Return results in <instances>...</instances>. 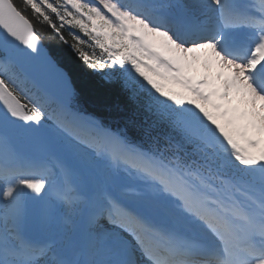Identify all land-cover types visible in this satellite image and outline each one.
Listing matches in <instances>:
<instances>
[{
	"label": "rangeland",
	"instance_id": "1",
	"mask_svg": "<svg viewBox=\"0 0 264 264\" xmlns=\"http://www.w3.org/2000/svg\"><path fill=\"white\" fill-rule=\"evenodd\" d=\"M23 1L26 2L36 13H41L43 11L52 12L53 15L57 19H61L62 22L71 20L69 14H63L61 11L63 7H60L58 3L53 0ZM92 1L95 3L91 4L88 0H62L61 2V4H64L65 8L69 7L67 9L71 10V12H75L76 15L82 19L80 26L86 28L87 34L92 41H90L89 38L88 40L92 45H98L100 42H103L101 46L102 54L110 60V62L115 61L118 64H124L127 68L141 70V66L143 65L151 69L152 66L144 59V54H147L150 57L158 58L164 65H166V63L171 64V72L177 79L185 82V80H187L186 78H190V82H185L186 90L184 93L189 95L194 105L202 108L206 113H208L211 121H214V124L220 126L227 136L230 137L229 140H224L209 131L207 133L208 143L211 145H218L223 148V150L224 148L225 150H231L235 154H238L247 164H250L264 172V103H258L256 99L260 98L254 95L250 88L246 85L244 75L242 73L244 67H242L241 64H239V66H241L239 69H230L231 67L229 65L232 64L231 66H233L234 63L225 60V58H220L219 55L213 51H209L199 45H195L196 47L190 48V46L185 47L173 43L168 35V31L160 33L158 32L159 30L155 29L156 26L154 28V26H152L149 22L140 19H138V22L132 19L133 17L129 15L130 11L118 6L114 0ZM71 5H74L77 9L73 8ZM116 15H118L119 18H117ZM125 18L131 23H124L126 20ZM152 23L155 24L153 21ZM71 32L75 33L73 30H71ZM112 33L120 34V38L116 40V42H119L120 45L123 41H127L131 45L129 49L126 50V53L122 56V58L118 57L114 47L108 43V39L111 37ZM83 37H85V35H83ZM168 45H172L175 48L174 51L169 50L170 53L167 52L166 46ZM165 51L169 54V58L172 60L167 59ZM210 60L214 61L217 69H221L220 71H224V67L228 66L227 70L230 69L228 75L232 77V74H234L233 77L235 83L230 82L232 78L229 79L230 77L226 75L225 72H219L217 69L214 70L209 63ZM227 62L229 64H227ZM140 72L144 79L143 86L145 88H154L160 85V81L158 79L151 78L144 70H141ZM153 72L155 74H159L155 70ZM129 77L130 76L128 74L127 78ZM231 84L234 85L232 86ZM199 92H206L208 97L202 98ZM41 99L43 102H49L45 100V97H43L42 94ZM18 107L22 108L23 111H20ZM0 108L9 112L10 116L13 112L15 113L13 119L16 120V124H8L2 130L4 131V134L8 135L11 139L10 149H13L12 145H15L17 152L14 151L16 152L14 154H17L19 157L21 155H26L27 147L37 144L36 135L30 131L29 133H26L28 130L27 121L25 120L27 114L26 111L23 106L12 98V96H10L1 85ZM58 112L59 113L55 118L48 117L45 120H39L45 128V132L48 135H51L52 138L55 139L59 145L64 147L67 152L62 153V155L65 154L66 157H63L68 160L66 163L67 165H65L68 170L65 172L66 177L61 176L60 182L64 183L72 180L75 184L78 177L72 172V170L74 169L79 171L78 165L83 167L85 171H97L96 164L92 158L95 157L98 160V157L95 155V151L102 146V132L95 128H87L85 125H79L75 119L70 117L72 113L63 114L59 109ZM18 113L20 115H18ZM73 126L76 127L74 128ZM88 131H91L95 135L90 138V142L82 143L81 140L75 138H82L86 136L85 133ZM1 135L2 133H0V136ZM73 138L77 140L74 142L77 143L75 146L70 145L72 142L71 139L73 140ZM95 138L98 139L96 142ZM253 140L256 141V143H252ZM1 143L2 138H0V151L2 150ZM82 145L90 150L91 157L82 156L80 154V149H73L79 147L82 148ZM123 150L136 161H142L146 167L151 163L148 158L131 148H125ZM127 172H129L130 177L134 179L133 177H135L136 171L127 170ZM111 175L110 178H113L116 181L114 182L113 180L110 185L111 188L116 191V188L119 187L121 176L117 172L112 173ZM170 175L172 176H168V178L170 181L172 180V184L176 178L175 181L178 182L179 185L181 184L184 187L191 185L196 186L194 189L198 190L202 199L206 202L209 201V204L223 206L226 210L228 208L233 210L234 208L236 209V212H238L237 215L240 214L242 217L245 216L244 210L248 208L246 206L254 207L257 212L262 214V218L264 219V186H257L258 184L253 185L249 183L242 184L241 181L237 182L240 185V188L236 192L234 191L235 194H232L229 186L222 184L223 186L221 187L220 192L225 194L224 196L226 199L234 197L233 201L225 202V200L218 201L214 196L210 195L211 193L203 190V188L193 184L191 181H188L185 175H181L175 171L170 172ZM138 177H140L139 180H141L142 175L138 174L135 178L137 179ZM172 177H174V179ZM152 179L153 178H150V180ZM25 182L27 183V181ZM79 182V186L82 189L87 188L88 184L92 185L91 182H88L87 184L86 181L81 178L79 179ZM144 183H146V181ZM147 184L154 183L147 182ZM167 184L169 186L170 183L168 182ZM163 185L166 186V184ZM26 186L27 184L25 187ZM37 187H39V183H37ZM160 189L162 191V188ZM228 192H231V194L226 195ZM121 194L123 195V193ZM214 195L218 196L216 192ZM132 198L134 199H129L131 201H139L135 197ZM62 202V205L65 206V201ZM61 207V205H58V209L64 210V207ZM60 220L62 222L66 221L62 218ZM93 228L95 230H99V232H103L107 237L109 236L110 231H114L113 227L107 225L102 220L94 225Z\"/></svg>",
	"mask_w": 264,
	"mask_h": 264
},
{
	"label": "snow or ice",
	"instance_id": "2",
	"mask_svg": "<svg viewBox=\"0 0 264 264\" xmlns=\"http://www.w3.org/2000/svg\"><path fill=\"white\" fill-rule=\"evenodd\" d=\"M154 5L157 15L172 24L175 32L169 30V36L185 47L199 45L233 63L241 64L250 83L258 93L264 95V58L258 59V50H264V0H146ZM23 19H28L24 11L17 5L16 0H0V79L14 74L16 66L24 60L23 49L9 33H23ZM191 36L190 40H182L181 36ZM41 59L52 71L56 88L66 99L80 92V87L73 80L72 72L65 66L56 49H42ZM122 81L127 82L119 71H112L100 77L89 79L85 87L90 88L102 102L119 103L125 109L131 105L122 89ZM15 113L0 108V132L8 125H15ZM42 117H35L39 120ZM27 119V118H25ZM4 166L0 163V186L3 179ZM165 183H167L165 181ZM172 191L183 201L188 213L177 215L168 206L169 224H183L199 229L200 246L211 248L217 240L216 227L210 215L207 202L201 198L198 190L192 186L173 185ZM159 200V195L154 194ZM3 208L0 206V213ZM147 247L140 252L141 264H187L186 261H170L168 256L174 253L164 248L154 236H146ZM219 239H224L222 236ZM130 249V257L126 264H137L136 252L140 243L135 239L125 242ZM226 258L220 264H264V230L252 232L247 236L245 246L237 241L225 240ZM38 257H27L23 246L6 243L0 233V264H38Z\"/></svg>",
	"mask_w": 264,
	"mask_h": 264
},
{
	"label": "trees",
	"instance_id": "3",
	"mask_svg": "<svg viewBox=\"0 0 264 264\" xmlns=\"http://www.w3.org/2000/svg\"><path fill=\"white\" fill-rule=\"evenodd\" d=\"M16 3L31 21L45 47L57 50L80 87V92L73 94L70 100L71 110L93 116L125 142L149 153L168 168L187 172L193 181L206 188L222 183L230 185L238 176L250 180L254 171L249 172L236 155L208 144L209 131L223 137L225 132L211 121L208 113L192 103L189 95L184 93L185 86L172 78L168 71L159 68L155 61H152L154 67L163 75L160 77L161 86L145 88L140 72L129 70L130 77L126 83L122 81V89L130 109L119 103L102 102L85 85L90 78L112 71H119L125 76L122 67L117 62L111 64L107 61L100 47L92 45L88 38L73 35L52 13H36L23 0H16ZM81 21L71 14L69 26L87 36L86 28L79 25ZM111 36L110 43L114 44L118 57H121L130 46L125 41H121V45L115 43L120 34L113 33ZM146 71L152 76L151 70ZM14 76L6 75L0 82L28 112L43 117L46 106L40 103L36 91L28 88L16 69ZM256 177H259V172L255 173Z\"/></svg>",
	"mask_w": 264,
	"mask_h": 264
},
{
	"label": "bare ground",
	"instance_id": "4",
	"mask_svg": "<svg viewBox=\"0 0 264 264\" xmlns=\"http://www.w3.org/2000/svg\"><path fill=\"white\" fill-rule=\"evenodd\" d=\"M118 2V5L122 8H128L126 10L130 11L129 15L131 17H133L132 19L136 20L139 22L138 19H141L140 16H138L136 13H138L139 15L142 16H147L146 12L144 13L141 9L136 8V6H134L132 3H121L119 0H116ZM73 8H76L74 5H71ZM70 6V7H71ZM136 13H135V12ZM119 13V12H118ZM117 18H119L118 15H116ZM114 17V16H113ZM148 18L151 22L153 21L154 23H156V21L154 19H152L150 16L146 17ZM126 19V18H125ZM124 23H131L129 22L127 19L125 20ZM137 24V23H136ZM133 24V25H136ZM174 28V27H173ZM156 29L159 30L158 32L160 33H164L165 28L163 27H158L156 26ZM171 38V37H170ZM172 39V38H171ZM192 39V38H191ZM173 40V39H172ZM174 43H176L173 40ZM179 44V43H177ZM181 46H183V44H180ZM190 48L192 47H196L195 45H189ZM166 50L167 52L170 51H174V47L172 45H168L166 46ZM183 48V47H182ZM165 51V54L167 56V59L172 60L169 58V54ZM170 53V52H169ZM221 58V56H219ZM223 58V57H222ZM224 60V59H223ZM229 61V60H228ZM232 62V61H231ZM210 65L212 66V68L215 70L217 69L215 63L213 60L209 61ZM227 64H229L227 62ZM232 65V64H231ZM229 65L230 69H234V68H241V66H239V64L234 63L233 66ZM243 67V66H242ZM228 66L224 67V71H220L219 69H217L219 72H225L226 75H228L229 70H227ZM229 76V75H228ZM230 77V76H229ZM231 79V77L229 78ZM253 93V92H252ZM254 94V93H253ZM256 95V94H254ZM257 97H259L258 95H256ZM260 98V97H259ZM261 99V98H260ZM256 99L258 101V103H264V99ZM45 100H50V98L46 97ZM263 100V101H262ZM59 110L61 111V113L63 114H67L71 112L69 111L68 108L65 107H61L57 104ZM19 108V107H18ZM20 111H22L19 108ZM18 115H20L18 113ZM23 116V115H22ZM71 118L75 119L76 122L79 125H85L87 128H95L98 129L102 132V138H103V144L109 148L111 151L116 152L120 149H125V148H131L129 146H127L125 143H123L121 140H119L114 134H112L110 131L108 130H103L98 123H96V121H94L92 118L77 113V114H71L70 115ZM25 119L27 121V131L26 133H29V131L31 133H34L36 135V141L37 144L33 145V146H29L26 149V155H21L20 158L22 159L23 163H31V162H37L38 165H43L44 163H46L49 166V173L50 176L54 175V176H65V172L68 170L66 168L65 165H67V159L64 158L62 155V153H67L65 148L62 147L61 145L58 144V142L52 138L51 135H48L45 132V128L43 127V124L41 121L39 120H35L34 118H28ZM24 119V118H23ZM9 136L6 135L2 136V150L6 151L11 145L10 140H9ZM71 143L70 145L75 146L77 143V140L73 138V140L71 139ZM83 146V145H82ZM11 148V147H10ZM12 153L14 151H16V146L12 145ZM73 149H80V154L82 156H90L91 157V152L88 148L86 147H79V148H73ZM132 149V148H131ZM134 150V149H133ZM92 151V150H91ZM136 152L142 154L143 156H145L146 158H148L150 160V162L152 163V172H155L156 175L155 177H159V179L164 180V178L161 175H166V176H172L170 175V172H168L167 170H165L163 167L159 166L158 164H156L153 160H151L149 158V156L145 153H141L138 150H135ZM94 152V151H92ZM7 153H9V151H7ZM16 153V152H15ZM96 154V151H95ZM66 157V156H65ZM108 155L104 154L101 158H99L97 160V158L93 157L92 160L95 162L96 164V169L98 174L96 173H91L88 174L87 171H85L84 169L80 168L79 172L80 174L77 175L78 180L77 184L79 185V179H90L91 181H96L98 180L100 177L102 178V180L109 185V183H112V181L114 180L113 178L109 179V176L111 175V173L113 172V168H111V165L108 162ZM28 161V162H27ZM59 169L60 173L55 174V170ZM76 173V171L74 172ZM59 176V178H60ZM107 179V181L103 178ZM66 177V176H65ZM174 179V177H172ZM176 179V178H175ZM174 179L173 184L174 185H179L178 182H176ZM69 180V179H66ZM27 183L25 181H21V179H17L14 187L10 185L11 181H8L7 184L4 186V190L2 192V198L5 200L6 205L3 207V216H5L8 220V222L10 223V225L12 226V228L10 229L11 234H17L19 233V230L22 229V217L24 214L23 211V201H21V196H20V190L23 188H26V191L29 189H34L35 192L37 193L38 196V207L36 209L35 212V216H34V225L37 228L38 232H39V239H44V238H52L53 243L50 246L51 251L53 254H55L58 259H65V263L67 264H80L83 261L89 262L91 264H110L113 261L116 260H120V257L122 255L121 251L118 252L117 254H115L114 250L112 252L113 254L110 256L108 253L109 251H107L106 254V250L104 248L105 246H113L115 245L116 247H122L124 245V242H120L119 238L117 237L118 234V228L117 231H110L109 235H113L112 237L109 236V238H106V241H101L100 237V232L99 230H96L93 228L94 224L92 223V218L88 217L87 212L92 211L94 208H96L97 203L94 201L93 198H91V202L89 200L88 197V192L89 190L87 189L84 193V195H86V200L88 202V205H85L84 203L81 202H68L65 201L64 205H62V201H57L53 198L50 197V195L47 193V191L45 190V185L48 181V179H41V180H26ZM116 180H114L115 182ZM27 184V186L25 187V183ZM39 183V187H37V183ZM64 182V181H63ZM134 182V181H133ZM138 181H136V184L138 185H134L138 188V191L136 193L134 192H128V191H122L120 189V185L118 187V191L125 194L126 195H130V196H134L136 198L139 199V204H137L135 207L138 210H142L144 211V213H147L148 215L151 216H157L160 218H164L166 220H170V214L167 210V207H165V205L167 204L168 206H170L171 208H173L175 210V212L177 213V215H180L182 213H188V210L185 208L184 203L182 200L178 199L177 197H175V195H171L170 193H167V191L163 190L161 191V183H157L156 184H147V182L152 183L151 181H146V183H144V186H140L139 183H137ZM129 183V182H128ZM170 183L172 184V180L170 181ZM25 184V185H24ZM98 184V183H97ZM96 184V185H97ZM172 184V185H173ZM126 186V185H123ZM180 186H182L180 184ZM105 186H102L100 184L97 185V189H104ZM107 188V187H106ZM143 188V190H142ZM140 189V190H139ZM106 190V189H105ZM22 193V191H21ZM107 193V191H106ZM105 193V194H106ZM154 194H158L159 195V200L154 198ZM132 200V199H131ZM134 201V200H133ZM68 202V203H67ZM99 202V201H98ZM58 205H61L64 210H60L58 209ZM134 207V206H133ZM248 207L246 210H244L245 212H247L249 214V220H244L243 218H238L236 219L237 221H239V225L242 226L244 233L249 232V228H250V220L251 218H253V216L255 215V208L254 207ZM245 208V207H244ZM229 209V208H228ZM121 209H105L103 214H100V216H103L105 218H107L110 214H114L117 216H120L122 214V212L120 211ZM191 214V213H188ZM65 218L67 219V221H61V218ZM231 218V217H230ZM109 219H113V215L109 217ZM104 221V220H102ZM120 221L122 222V219H120ZM235 221V220H234ZM228 223V222H227ZM93 224V226H92ZM123 225H125L128 228H131L132 225L130 223V221H124L122 222ZM176 225H182V224H176ZM188 226V225H185ZM229 226V224H228ZM189 227V226H188ZM230 227V226H229ZM192 228V227H191ZM260 231L264 230V226H261L259 228ZM1 232V230H0ZM120 233V232H119ZM245 235V234H244ZM109 241H116V244L113 243H108ZM119 241V242H118ZM231 241V240H229ZM218 246L223 247V243L222 242H218ZM116 251V250H115ZM98 255V257L96 256ZM104 258V260H101V258ZM38 264H57L56 260H53L51 258H47L46 256H41L39 257V262Z\"/></svg>",
	"mask_w": 264,
	"mask_h": 264
},
{
	"label": "water",
	"instance_id": "5",
	"mask_svg": "<svg viewBox=\"0 0 264 264\" xmlns=\"http://www.w3.org/2000/svg\"><path fill=\"white\" fill-rule=\"evenodd\" d=\"M23 33H9V38L15 40L23 49L24 60L16 66L18 72L28 82L43 94L49 96L53 101L61 106L69 104L70 100L59 92L52 71L41 59L42 49L46 48L40 37L35 33L29 19H23ZM72 97V96H71ZM37 198L33 192L25 196V229L30 236H35L36 232L32 225V215L36 207Z\"/></svg>",
	"mask_w": 264,
	"mask_h": 264
}]
</instances>
